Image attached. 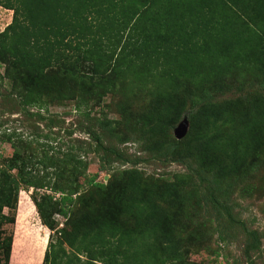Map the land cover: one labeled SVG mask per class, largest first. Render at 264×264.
Wrapping results in <instances>:
<instances>
[{"label":"trees","instance_id":"16d2710c","mask_svg":"<svg viewBox=\"0 0 264 264\" xmlns=\"http://www.w3.org/2000/svg\"><path fill=\"white\" fill-rule=\"evenodd\" d=\"M0 6L14 12L0 33V64L16 70L30 94L26 105L56 92L62 79L77 86L63 99L80 110L110 94L118 99L125 88L130 95L139 88L138 100L148 87L146 108L134 110L120 99L115 110L121 118L104 120L103 130L122 142L125 132L146 142L148 152L190 171L162 184L146 180L139 169L107 184L90 179L86 200L92 203L72 221L71 209L83 198L75 178L87 167L80 149L24 155L23 139L13 134V155L0 165V227L16 223L20 193L28 187L43 226L61 237L60 262L55 258L54 264L181 261L173 219L199 200L197 190L185 191L191 175L201 183L212 178L206 194L218 208L216 188L252 169L264 152V95L223 103L212 95L225 93L227 78H238L249 65L256 72L252 82L264 85V0H0ZM184 119L187 137L175 140L171 135ZM89 131L99 150L131 162ZM56 216L68 219L70 229H59ZM3 234L0 261L10 264L13 236ZM251 235L249 251L259 250L256 233ZM53 248L50 241L43 264L50 263Z\"/></svg>","mask_w":264,"mask_h":264},{"label":"rangeland","instance_id":"374dc122","mask_svg":"<svg viewBox=\"0 0 264 264\" xmlns=\"http://www.w3.org/2000/svg\"><path fill=\"white\" fill-rule=\"evenodd\" d=\"M13 16V11L0 6V33L12 23ZM10 64H0V165H5L13 155V148L8 142L13 134L23 139L21 153L24 155L40 158L45 152L51 154L60 147L62 151L69 147L80 149L78 154L87 167L83 177L75 178V187L79 191L77 197L83 198L82 203L78 200V204L71 209L72 221L77 220L86 210V204L92 203L86 200L92 191V187L87 184L90 179L107 184L112 178L130 169H139L146 180L160 184L176 176L189 175L188 165L173 163L148 152L145 150L146 142L138 141L125 132L121 136L125 140L122 142L115 134L112 136L103 130L104 120L112 122L121 118L115 110L117 101L125 99L134 110L144 109L148 101L146 92L150 88L144 89L138 100L135 96L140 94L139 88L133 87L135 92L132 95L125 88L124 92L121 90L118 99V94L116 97L110 94L104 100L95 101L89 108L80 110L74 101L63 99L64 95L73 93L77 86L74 82L62 79L54 84L56 92L46 94L43 99H36L35 104L26 105L30 101V94L18 76L16 78L17 72ZM255 75L254 68L249 65L240 72L238 78L228 77L225 83L229 86H226L225 93L212 94L216 97L215 101L234 102L248 94L264 95V85L252 82ZM186 121L184 119L182 122ZM178 127L171 135L175 140H178L175 133ZM91 128L102 136L104 148L115 147L131 162H123L115 154L109 155L99 150L90 136ZM191 177L185 191L197 190L199 200L180 208L173 219L177 239L182 245L183 258L179 262L166 264H264V152L256 166L239 178L225 183L220 190L216 188V196L221 203L219 205L223 207H215L217 205L206 194L212 178L201 183L194 173ZM33 191L27 187L20 193L17 211L14 213L16 223L0 227L1 231H7L2 239L9 233L13 236L10 264H43L50 241H53L54 248L49 264H54L55 258L59 263L61 237L43 226L31 200ZM5 212L10 214L8 210ZM229 214L236 222L229 218ZM56 220L59 229H70L68 219L56 216ZM253 233H256L259 250L249 251L248 244L254 243ZM51 236L53 240H50ZM63 245L71 253V249ZM81 259L84 263L88 261L87 256ZM0 264H4L3 260Z\"/></svg>","mask_w":264,"mask_h":264},{"label":"water","instance_id":"95a60500","mask_svg":"<svg viewBox=\"0 0 264 264\" xmlns=\"http://www.w3.org/2000/svg\"><path fill=\"white\" fill-rule=\"evenodd\" d=\"M189 127L190 125L188 121L179 124V127L175 132L178 140H182L188 134Z\"/></svg>","mask_w":264,"mask_h":264}]
</instances>
